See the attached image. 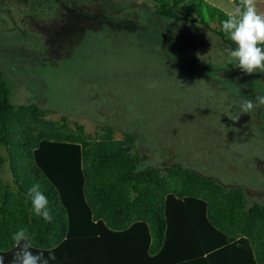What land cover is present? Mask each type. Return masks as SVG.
Returning <instances> with one entry per match:
<instances>
[{
  "label": "trees",
  "instance_id": "trees-1",
  "mask_svg": "<svg viewBox=\"0 0 264 264\" xmlns=\"http://www.w3.org/2000/svg\"><path fill=\"white\" fill-rule=\"evenodd\" d=\"M150 1L152 8L144 2L142 9L149 13L150 9L159 25L166 18L196 22L229 48L236 47L222 30L227 13L207 5L206 16L204 0ZM163 39L160 44L166 42ZM226 68L229 77L221 73L219 79L205 68L189 75L205 82L208 104L219 95L208 88L214 84L219 91L236 95L239 101H226V105L232 103L238 114L240 101L255 102L264 87L244 83L248 91L233 81L230 70L255 76L259 82L264 81V73L246 74L233 64ZM259 108L252 110L248 120L256 140L264 134V112ZM51 113L35 102L13 103L7 78L0 71V256L4 264H10L18 251L13 236L21 228L30 235L34 253L43 251L47 257L49 249L54 252L56 259L50 264H264V201L249 203L244 188L228 187L179 158L156 165L141 151L137 133L128 126L123 127L122 137H116L118 127L109 125L100 126L93 135L77 120L72 126L66 115L47 118ZM213 114L218 116L215 109ZM231 123L225 127L229 129ZM211 124L215 127L212 121L208 132ZM181 155L184 150L176 157ZM6 165L12 181L1 176ZM36 183L48 197L51 222L31 210L27 193Z\"/></svg>",
  "mask_w": 264,
  "mask_h": 264
},
{
  "label": "rangeland",
  "instance_id": "rangeland-1",
  "mask_svg": "<svg viewBox=\"0 0 264 264\" xmlns=\"http://www.w3.org/2000/svg\"><path fill=\"white\" fill-rule=\"evenodd\" d=\"M104 1L112 16L123 7L135 6L130 4L147 2L152 8L150 0ZM35 2L38 0L15 6L11 0H0V71L7 78L13 103L35 102L52 112L47 118L66 115L72 126L77 120L93 135L100 126L109 125L118 127L122 132L117 130L116 137H122L123 127L128 126L137 133L141 151L156 165H169L179 158L228 187L244 188L249 203L264 201V189H253L259 172L256 130L248 122L251 112L232 120L234 125L226 128L230 116L236 114L232 103L226 105V101L237 103L238 97L219 91L214 84L208 88L219 95L208 104L203 92L205 82L189 75L205 68L216 73V78L221 73L228 76L229 47L216 33L199 23L179 19L166 18L159 25L150 9V13L141 9L136 26L128 30H112L108 24L103 29L87 28L67 56L57 52L52 63L41 57L36 62L35 54L43 49L42 30L30 24L27 27L21 20L22 11L31 18L46 15V9L34 6ZM42 3L50 5L49 0ZM204 3L206 16L207 5L227 14L238 5L235 0ZM257 9L264 13V0H257ZM115 29H121L118 35L112 34ZM163 36L168 37L165 45L159 43ZM230 71L233 81L245 88V84L264 87V81H257L255 76ZM213 109L218 116L211 115ZM212 121L215 127L211 124L208 132ZM198 139L205 141L199 143ZM182 150L184 155L176 157ZM1 176L5 181L13 180L7 165Z\"/></svg>",
  "mask_w": 264,
  "mask_h": 264
},
{
  "label": "clouds",
  "instance_id": "clouds-1",
  "mask_svg": "<svg viewBox=\"0 0 264 264\" xmlns=\"http://www.w3.org/2000/svg\"><path fill=\"white\" fill-rule=\"evenodd\" d=\"M222 30L236 45L235 48L226 49L228 63L246 74L264 73V13L258 11L257 0H239L237 7L222 22ZM258 106H264V94H257L255 102L251 99L241 100L240 112L230 116V119L238 121L242 113H250ZM27 196L31 200L34 214L51 222L49 200L40 184H33ZM13 239L18 251L14 253L10 264H50V261L56 259L51 249L47 257L43 251L34 253L33 241L24 228L19 229ZM0 264H4L3 256H0Z\"/></svg>",
  "mask_w": 264,
  "mask_h": 264
},
{
  "label": "flooded vegetation",
  "instance_id": "flooded-vegetation-1",
  "mask_svg": "<svg viewBox=\"0 0 264 264\" xmlns=\"http://www.w3.org/2000/svg\"><path fill=\"white\" fill-rule=\"evenodd\" d=\"M28 1L30 0H11V3L17 6L19 2L24 4ZM42 1L45 2V0H38V3L41 4L35 2L34 6L38 5V8H45L46 15H42L41 17L37 15L31 18V16H24L22 11L21 20L25 21L27 27L30 24V26H38L42 30L40 34L42 36L43 49H40L35 54L34 61H39L41 57L45 62L50 61L51 63L57 52L63 53V56H67L74 46V42L79 40L81 35L85 34L87 28L96 27L103 29L108 24L112 27V30L114 27L128 30L127 27L136 26L140 20L138 10H141L142 6H144L143 4L137 5V3L130 4L135 6L123 7L121 11L115 12L117 16H112L109 13L108 4L104 0H49L50 5H44ZM129 9L132 10L128 11ZM122 14L127 15L119 17ZM121 29H115L112 34L118 35V31ZM258 112H264V106H260ZM258 138L260 139H257L258 145L256 146L255 161L258 164L257 171L259 173L255 171L257 175L254 177L253 185L255 187L253 189H256V187L257 189H264V186H262L264 183V142H262L264 134L262 137L258 136Z\"/></svg>",
  "mask_w": 264,
  "mask_h": 264
},
{
  "label": "water",
  "instance_id": "water-1",
  "mask_svg": "<svg viewBox=\"0 0 264 264\" xmlns=\"http://www.w3.org/2000/svg\"><path fill=\"white\" fill-rule=\"evenodd\" d=\"M167 43H168V37L166 36V42L164 43V45L167 44Z\"/></svg>",
  "mask_w": 264,
  "mask_h": 264
}]
</instances>
